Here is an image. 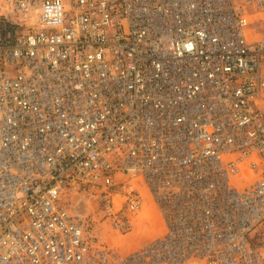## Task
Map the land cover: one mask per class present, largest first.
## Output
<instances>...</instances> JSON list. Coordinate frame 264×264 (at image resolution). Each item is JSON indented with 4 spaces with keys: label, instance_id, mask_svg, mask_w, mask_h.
I'll return each instance as SVG.
<instances>
[{
    "label": "built area",
    "instance_id": "obj_1",
    "mask_svg": "<svg viewBox=\"0 0 264 264\" xmlns=\"http://www.w3.org/2000/svg\"><path fill=\"white\" fill-rule=\"evenodd\" d=\"M0 264H264V0H0Z\"/></svg>",
    "mask_w": 264,
    "mask_h": 264
},
{
    "label": "rangeland",
    "instance_id": "obj_2",
    "mask_svg": "<svg viewBox=\"0 0 264 264\" xmlns=\"http://www.w3.org/2000/svg\"><path fill=\"white\" fill-rule=\"evenodd\" d=\"M163 231L164 226L159 212L148 202L144 211L138 215L134 229L130 233L118 235L110 232L108 241L111 247L126 254L143 246Z\"/></svg>",
    "mask_w": 264,
    "mask_h": 264
}]
</instances>
